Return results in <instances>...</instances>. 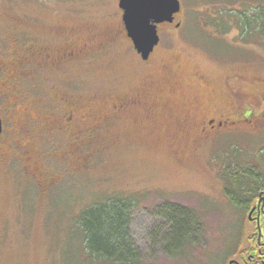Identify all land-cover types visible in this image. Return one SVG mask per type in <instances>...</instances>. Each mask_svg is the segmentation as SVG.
Listing matches in <instances>:
<instances>
[{
    "label": "rangeland",
    "instance_id": "374dc122",
    "mask_svg": "<svg viewBox=\"0 0 264 264\" xmlns=\"http://www.w3.org/2000/svg\"><path fill=\"white\" fill-rule=\"evenodd\" d=\"M262 2L181 0L183 23L164 28L161 54L162 75L177 88L173 113L159 115L156 123L134 122L133 115L112 125L105 131L107 146L81 149V164L67 171L59 173L55 160L40 159L44 171L58 173L53 186L42 183L31 164L9 148L11 126L3 111L0 264H113L90 258L76 220L88 206L121 195L138 199L129 229L140 254L135 264H228L246 215L226 195L222 170L234 146L245 157L264 150V126H255L264 114V34L260 30L243 40L233 21L230 28H221L228 30L222 33L212 17L221 11L225 18L231 11L252 14L258 6L264 9ZM118 15V0H0V67L17 50H26L32 62L40 46L66 47L70 30L75 35V29H92L104 37L117 27ZM114 48L107 57L70 71L72 91L83 101L148 79L139 68L133 43L124 38ZM59 76L54 84L27 79L21 88L31 100H48L55 91L67 96V73L65 79ZM157 80L164 82L162 77ZM195 100L199 109L194 112ZM1 102L6 109V100ZM239 102L251 110L250 121L218 135L211 144H188L195 140V129L184 138L175 128L186 111L201 116L228 109L224 112L234 118ZM28 110L34 113L32 107ZM77 157L72 154L71 160ZM165 203L188 209L197 220L192 236L172 254L166 252L163 237L168 234V245L175 248L179 227L174 223L171 229L161 213Z\"/></svg>",
    "mask_w": 264,
    "mask_h": 264
},
{
    "label": "flooded vegetation",
    "instance_id": "af4514ba",
    "mask_svg": "<svg viewBox=\"0 0 264 264\" xmlns=\"http://www.w3.org/2000/svg\"><path fill=\"white\" fill-rule=\"evenodd\" d=\"M119 2L120 0H118L120 10V15L117 16L118 25L115 29L108 30L106 36L94 34L92 29L86 31L75 29V35H72L70 30L67 31L66 47L56 49L51 45L40 46L34 51L35 59L32 62L29 61L26 50H17L14 52L15 55L12 54L15 57L0 67V112L3 123L0 138L5 132L3 111H6L11 126L9 148L13 149V153L16 152L14 155L24 158L31 164L40 181L48 184L47 187L55 184L58 173L52 170L44 171L40 159L55 160L61 166V168L57 167L59 173L62 169L67 171L72 164H81L83 158L81 149L91 150L107 146L105 131H108L112 125L133 115H135L132 118L134 122L156 123L159 115L173 113V108L177 105L174 99L177 88L173 83L167 82L165 74L162 75L165 66L161 54L165 29L171 26L179 28L183 23L179 19V15L183 12L182 3L181 11L174 15L173 22L158 24L160 41L147 59L142 57L133 44L139 68L142 73L146 72L147 80L128 90L120 89L97 94L84 101L72 91L73 87L70 86L72 80L69 77L72 69L85 67L89 63H95L107 57L121 39L125 38L133 43L127 34L123 21L124 10ZM214 14L217 18L218 13ZM232 21L239 27L238 19L233 17L218 20V25L214 26L218 31L227 33L228 30L224 28L221 30V28L223 26L230 28ZM76 35H81V38ZM66 73L67 96L55 91L54 97L48 100L40 97L31 100L25 93V89L21 88L22 82L27 79L54 84L58 79L57 74L61 76H59L61 80L65 79ZM159 77L164 78V82H159L157 80ZM199 83L201 86L205 84L201 76ZM2 98L8 103L6 109H3ZM30 107L33 108L34 113L28 110ZM191 107L194 112L199 109L196 100ZM224 111L228 112V109H220L217 115L201 116L192 114V111H186L176 119L175 128L178 133L184 135V138L189 137L190 130L194 128L195 140L187 141V143L200 146L211 144L218 135L231 132L241 122L250 121L247 116L251 110L245 108L240 102L238 107L233 109L236 117L233 118ZM260 117L262 118L258 119L255 126L260 124L264 126V114ZM75 153L78 157L72 161L71 155ZM235 207L239 209L238 206ZM243 212L246 220L240 224L241 239L236 243L233 252L229 254L227 263L264 264V189L259 190L256 199ZM252 225L254 228L251 227Z\"/></svg>",
    "mask_w": 264,
    "mask_h": 264
},
{
    "label": "trees",
    "instance_id": "16d2710c",
    "mask_svg": "<svg viewBox=\"0 0 264 264\" xmlns=\"http://www.w3.org/2000/svg\"><path fill=\"white\" fill-rule=\"evenodd\" d=\"M262 7L258 6L252 14L244 11H231L229 14V18L238 19L243 40L246 35L250 36L260 30L264 34ZM223 14L221 11L217 18L212 17V24L217 26L218 20H224ZM230 152L231 156L226 158L222 170L224 190L231 203L243 212L256 199L259 190L264 189V150L259 152L257 158L243 156L235 146ZM137 200L135 196H113L88 206L80 213L76 225L83 234L85 250L90 258L113 264H135L140 261V254L129 232L131 214ZM160 210L167 215L163 214L171 222V229L175 228L174 223L179 227L174 235L177 241L175 248L168 245V234L163 237L166 252L172 254L175 250H180L183 243L192 236L197 220L188 209L172 203L163 204ZM166 210L170 213H166ZM237 236L238 243L241 239L240 231Z\"/></svg>",
    "mask_w": 264,
    "mask_h": 264
},
{
    "label": "water",
    "instance_id": "95a60500",
    "mask_svg": "<svg viewBox=\"0 0 264 264\" xmlns=\"http://www.w3.org/2000/svg\"><path fill=\"white\" fill-rule=\"evenodd\" d=\"M119 5L124 10L127 34L144 59L160 41L158 24L173 22L174 15L181 11L180 0H120ZM2 131L0 112V136Z\"/></svg>",
    "mask_w": 264,
    "mask_h": 264
}]
</instances>
